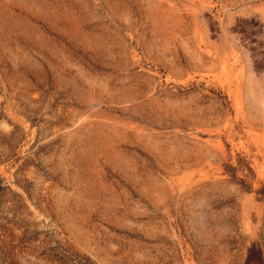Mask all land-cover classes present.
Segmentation results:
<instances>
[{
    "label": "rangeland",
    "instance_id": "1",
    "mask_svg": "<svg viewBox=\"0 0 264 264\" xmlns=\"http://www.w3.org/2000/svg\"><path fill=\"white\" fill-rule=\"evenodd\" d=\"M0 264H264V0H0Z\"/></svg>",
    "mask_w": 264,
    "mask_h": 264
}]
</instances>
